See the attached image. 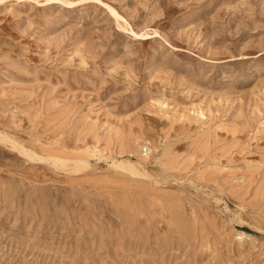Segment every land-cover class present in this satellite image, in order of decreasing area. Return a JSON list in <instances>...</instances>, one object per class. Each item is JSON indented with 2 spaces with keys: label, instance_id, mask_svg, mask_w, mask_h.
<instances>
[{
  "label": "rangeland",
  "instance_id": "obj_1",
  "mask_svg": "<svg viewBox=\"0 0 264 264\" xmlns=\"http://www.w3.org/2000/svg\"><path fill=\"white\" fill-rule=\"evenodd\" d=\"M0 264H264V0H0Z\"/></svg>",
  "mask_w": 264,
  "mask_h": 264
},
{
  "label": "bare ground",
  "instance_id": "obj_2",
  "mask_svg": "<svg viewBox=\"0 0 264 264\" xmlns=\"http://www.w3.org/2000/svg\"><path fill=\"white\" fill-rule=\"evenodd\" d=\"M2 134V133H1ZM6 140V138L4 139V141ZM25 151V150H24ZM27 153V152H26ZM36 154V153H35ZM30 155H32L33 156V153H31ZM31 156V157H32ZM34 158H35V155L33 156ZM62 162V161H61Z\"/></svg>",
  "mask_w": 264,
  "mask_h": 264
}]
</instances>
